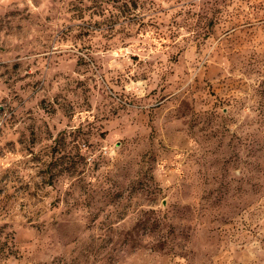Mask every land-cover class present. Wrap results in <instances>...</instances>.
I'll list each match as a JSON object with an SVG mask.
<instances>
[{"label": "rangeland", "instance_id": "374dc122", "mask_svg": "<svg viewBox=\"0 0 264 264\" xmlns=\"http://www.w3.org/2000/svg\"><path fill=\"white\" fill-rule=\"evenodd\" d=\"M0 264H264V0H0Z\"/></svg>", "mask_w": 264, "mask_h": 264}]
</instances>
